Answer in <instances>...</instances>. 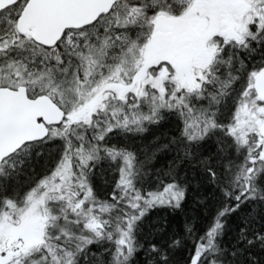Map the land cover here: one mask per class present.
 Wrapping results in <instances>:
<instances>
[{
  "label": "snow or ice",
  "instance_id": "6c2138e0",
  "mask_svg": "<svg viewBox=\"0 0 264 264\" xmlns=\"http://www.w3.org/2000/svg\"><path fill=\"white\" fill-rule=\"evenodd\" d=\"M0 264H264V0H0Z\"/></svg>",
  "mask_w": 264,
  "mask_h": 264
}]
</instances>
